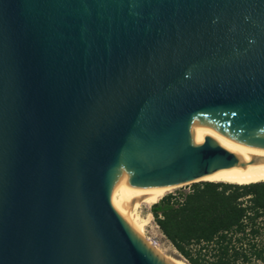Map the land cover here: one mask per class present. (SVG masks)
Returning a JSON list of instances; mask_svg holds the SVG:
<instances>
[{
    "label": "water",
    "instance_id": "95a60500",
    "mask_svg": "<svg viewBox=\"0 0 264 264\" xmlns=\"http://www.w3.org/2000/svg\"><path fill=\"white\" fill-rule=\"evenodd\" d=\"M216 171L264 178V0H0V264H179L133 200Z\"/></svg>",
    "mask_w": 264,
    "mask_h": 264
},
{
    "label": "trees",
    "instance_id": "16d2710c",
    "mask_svg": "<svg viewBox=\"0 0 264 264\" xmlns=\"http://www.w3.org/2000/svg\"><path fill=\"white\" fill-rule=\"evenodd\" d=\"M148 212L164 238L176 250V259L186 264H231L248 260V254L262 258L264 245L250 242L243 232V219L252 225L264 214V180L238 184L200 180L188 190L167 192L152 203ZM253 232H256L253 229ZM246 240L247 249L235 245ZM211 244V257L201 249L191 248L200 242Z\"/></svg>",
    "mask_w": 264,
    "mask_h": 264
},
{
    "label": "bare ground",
    "instance_id": "6f19581e",
    "mask_svg": "<svg viewBox=\"0 0 264 264\" xmlns=\"http://www.w3.org/2000/svg\"><path fill=\"white\" fill-rule=\"evenodd\" d=\"M236 140L229 137L227 135V137L221 142L219 143L220 145H222L223 147L229 149V150H232L234 144H235ZM201 179L203 180H209V181H225V182H232V183H238V184H244V183H250V182H256V181H262L264 180L263 179H259V180H253V181H249V182H236L234 180H227V179H224L222 177H220L218 174H217V171L212 173V174H209V175H206V176H203ZM181 183H165V184H155L154 186H152L151 188H149L148 190H146L145 192H143L141 195H139L137 198H135L133 200V213L134 215L136 216L137 220L139 222H144V220L146 219L147 215L145 218L141 219L139 217V215L137 214V212L135 211V209L141 204V203H145V204H148V205H151L152 203L156 202L159 200V198H161L164 194H166L167 192H169L172 188L180 185ZM137 210V209H136ZM147 214H150L151 213H147ZM152 218V215L150 217V220ZM150 220H148L146 223H148ZM144 224V225H145ZM142 230H143V227H142ZM145 237V235H144ZM158 252L161 253V251L159 249H156ZM171 260H173L174 262H177L179 264H186L183 260H179V259H175V258H171L169 257Z\"/></svg>",
    "mask_w": 264,
    "mask_h": 264
},
{
    "label": "built area",
    "instance_id": "2783aa9c",
    "mask_svg": "<svg viewBox=\"0 0 264 264\" xmlns=\"http://www.w3.org/2000/svg\"><path fill=\"white\" fill-rule=\"evenodd\" d=\"M243 223L245 225L243 232H237L235 233L236 236H240L245 234L247 239L255 243L256 245L263 243L264 245V214L257 217L255 223L252 225L246 218L243 219ZM253 229L256 230V232H253ZM154 246L157 247L158 241L150 239L149 237H146ZM209 249L202 248L201 250L205 252V257L210 258L211 257V244H207L206 242H200L199 244H192L191 248L194 249V247L199 246H207ZM238 247H241L244 251L247 249V243L246 240L242 241L241 243L235 244ZM158 248V247H157ZM248 260L244 261L242 258L236 259L231 264H264V253L262 258H257L254 254H248Z\"/></svg>",
    "mask_w": 264,
    "mask_h": 264
},
{
    "label": "rangeland",
    "instance_id": "374dc122",
    "mask_svg": "<svg viewBox=\"0 0 264 264\" xmlns=\"http://www.w3.org/2000/svg\"><path fill=\"white\" fill-rule=\"evenodd\" d=\"M191 183H181L180 185L172 188L169 192H174L178 189H182V190H188L189 186ZM150 205L145 204V203H141L136 209L135 211L137 212V214L139 215V217L141 219L145 218L147 213H148V208ZM143 235H145V237H149L150 239L153 240H157L158 241V245L157 247L159 248V250L161 252H163L165 254L166 257H171V258H175L176 259V250L172 247V245L164 238V236L162 235V233L160 232V230L158 229L157 225L155 224V222L151 220L146 223L145 225H143Z\"/></svg>",
    "mask_w": 264,
    "mask_h": 264
}]
</instances>
